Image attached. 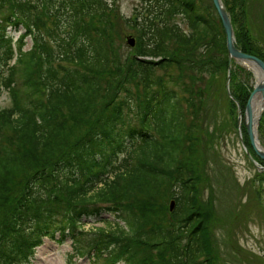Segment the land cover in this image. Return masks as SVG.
<instances>
[{
  "label": "trees",
  "instance_id": "16d2710c",
  "mask_svg": "<svg viewBox=\"0 0 264 264\" xmlns=\"http://www.w3.org/2000/svg\"><path fill=\"white\" fill-rule=\"evenodd\" d=\"M207 1L141 0L138 21L124 20L135 44L122 59L111 0H0V94L10 103L0 110V264H27L42 237L57 235L70 236L81 256L96 249L95 262L118 240L129 264L216 263L190 157L198 107L158 74L187 64L210 82L221 77L227 94L225 35ZM221 1L235 46L264 62L246 23L249 4L264 28V0ZM176 15L188 32L171 22ZM236 80L231 71L229 85ZM251 90L230 91L242 110ZM169 188L177 224L166 228V210L153 207ZM106 212L123 225L72 233Z\"/></svg>",
  "mask_w": 264,
  "mask_h": 264
},
{
  "label": "rangeland",
  "instance_id": "374dc122",
  "mask_svg": "<svg viewBox=\"0 0 264 264\" xmlns=\"http://www.w3.org/2000/svg\"><path fill=\"white\" fill-rule=\"evenodd\" d=\"M111 2L114 12L111 18L116 26L114 44L118 48L119 55L124 59L130 50L126 44L127 36L135 39L134 30L130 29L124 20L135 16L138 21L141 0H111ZM205 2L208 3L207 0ZM199 3L201 5L202 0H199ZM255 3L256 1L253 2V8L258 7ZM247 6L248 37H253L251 41L255 48L264 50V28L260 25V19L258 20L253 10L249 8V4ZM171 22L176 24L181 31L188 32L187 22L182 16L172 17ZM250 22H252V27L249 26ZM21 32L23 31L20 29ZM12 35L16 38L18 33L13 32ZM171 42L176 47V44ZM30 46L31 40L28 37L24 50ZM186 65L172 64L157 72L168 77L165 80L168 79L169 85L182 99L186 98V102L190 99V103L198 107L195 110L193 128V139L196 146L193 151L194 155L190 157L194 159L193 165L198 177V200L201 201V211L204 213L200 217L203 216L206 221L208 246L210 247L211 240L212 254L216 256L215 264H264V180L261 177L263 172H259L249 161L240 142V139L245 142V134L242 132V127L239 130L235 125V120H231V110L226 100L227 94L225 95L220 86L221 77L210 82L209 73L200 74L196 70L188 69ZM234 70L237 80L229 85L231 92L238 95L240 86L244 84L253 88L257 77L252 67L235 62L232 67V71ZM101 85H103L102 82ZM129 87L132 92L138 91L136 84H130ZM188 91L194 94L190 95ZM9 105L6 93H1L0 110ZM191 107L193 109V105ZM235 116L233 113V118ZM257 127L258 138L264 147V119L260 120ZM222 131L224 133L221 135L223 140L221 142L224 143L220 142L221 154H219L216 142ZM171 192V188L163 191L160 194L158 205L156 201L153 207L158 214H163L159 205L166 210V215H163L164 223H162L166 228L177 224L167 213ZM101 218L107 219L105 224L100 220H95L87 224L85 229L91 231L104 227L109 228V225L113 226L116 223V219L111 214L104 213ZM176 226L185 230L183 222ZM71 253L70 240L66 239L60 245L45 242L43 246L34 250L30 264H65L67 256L71 257ZM82 260L76 256L73 260L69 259L67 264H91V261ZM199 261L200 264H205L204 259Z\"/></svg>",
  "mask_w": 264,
  "mask_h": 264
},
{
  "label": "water",
  "instance_id": "95a60500",
  "mask_svg": "<svg viewBox=\"0 0 264 264\" xmlns=\"http://www.w3.org/2000/svg\"><path fill=\"white\" fill-rule=\"evenodd\" d=\"M213 7L216 10V13L220 19L221 25H222V29L224 31V35H225V45L227 48V52H228V56H229V60L231 59H235L236 62L239 63H244L249 65L250 67H252V69L259 75V81L258 83H256L253 86L252 91L249 94L248 100L246 102V105L243 109V113L242 110L238 104V102H236V100L232 97V95L230 94L229 91V81H230V72H228L227 74V79H226V93L228 95V97L235 102V105L237 106V126L238 129L240 130L241 124L243 123L244 125V129L246 132V135L248 137L249 143H250V147L253 151V153L264 163V153L261 152L255 143V131L254 129L257 128L258 123L264 113V62L262 60H260L258 57L251 55V54H247L244 52H241L240 50H238L235 47V37H234V29L230 20V16L228 14V12L226 11L223 3L221 0H211ZM132 21L133 23H135L136 18L132 17ZM126 44L129 47H134L135 41L133 38L128 37ZM255 96H259L260 99V109L258 111V113L254 116L253 111H252V99ZM242 146L244 147L248 158L250 159V161L254 164V166L257 168L258 164L253 160V158L251 157L249 151L246 149L245 145L243 144V142L241 141ZM260 169L261 167H258ZM175 205L176 202L174 199L169 201V205H168V212L172 213L175 209Z\"/></svg>",
  "mask_w": 264,
  "mask_h": 264
},
{
  "label": "bare ground",
  "instance_id": "6f19581e",
  "mask_svg": "<svg viewBox=\"0 0 264 264\" xmlns=\"http://www.w3.org/2000/svg\"><path fill=\"white\" fill-rule=\"evenodd\" d=\"M212 2V1H211ZM238 50H240L237 46H235ZM225 50H226V59H227V63H226V66H225V71H226V75L228 74V72L232 71V67L233 65L235 64L236 60L235 59H231L229 60V56H228V52H227V48H226V45H225ZM241 52H243L242 50H240ZM256 73V72H255ZM230 76H231V73H230ZM256 83H258L259 81V75L256 73ZM252 111H253V114L254 116L258 113L259 109H260V99H259V96H255L253 99H252ZM263 116V115H262ZM262 119V117H261ZM260 119V120H261ZM260 123V121H259ZM258 123V124H259ZM242 126V124H241ZM255 131V143H256V146L257 148L264 153V147H262V144L260 143V140L258 138V131H257V128L254 129ZM244 134H245V142L243 141V139H240V142L242 141L244 145H246V149L249 151L251 157L253 158V160L258 164V167H261V168H264V163L253 153L252 149H251V145L249 143V140H248V137L246 135V132H245V129H243L242 131ZM217 151L219 154H221V150H220V147H217ZM263 164V165H261ZM256 168L259 172H263L264 173V170L263 169H260V168ZM168 205H169V202H168Z\"/></svg>",
  "mask_w": 264,
  "mask_h": 264
},
{
  "label": "flooded vegetation",
  "instance_id": "af4514ba",
  "mask_svg": "<svg viewBox=\"0 0 264 264\" xmlns=\"http://www.w3.org/2000/svg\"><path fill=\"white\" fill-rule=\"evenodd\" d=\"M219 141L220 142L223 141L222 138H220ZM221 143H224V142H221ZM217 145H218V141H217ZM218 147H220V145Z\"/></svg>",
  "mask_w": 264,
  "mask_h": 264
}]
</instances>
